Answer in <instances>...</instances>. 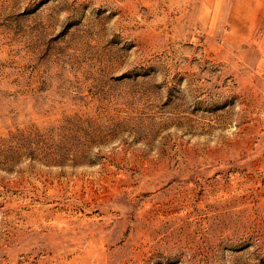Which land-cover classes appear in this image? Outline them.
Returning a JSON list of instances; mask_svg holds the SVG:
<instances>
[{
  "label": "rangeland",
  "instance_id": "rangeland-1",
  "mask_svg": "<svg viewBox=\"0 0 264 264\" xmlns=\"http://www.w3.org/2000/svg\"><path fill=\"white\" fill-rule=\"evenodd\" d=\"M0 264H264V0H0Z\"/></svg>",
  "mask_w": 264,
  "mask_h": 264
}]
</instances>
